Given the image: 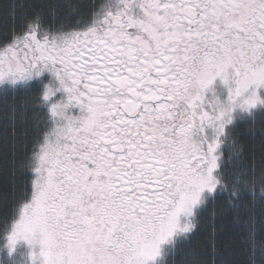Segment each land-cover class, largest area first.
I'll list each match as a JSON object with an SVG mask.
<instances>
[{"label": "snow or ice", "instance_id": "obj_1", "mask_svg": "<svg viewBox=\"0 0 264 264\" xmlns=\"http://www.w3.org/2000/svg\"><path fill=\"white\" fill-rule=\"evenodd\" d=\"M3 13L0 264H264V0Z\"/></svg>", "mask_w": 264, "mask_h": 264}, {"label": "trees", "instance_id": "obj_2", "mask_svg": "<svg viewBox=\"0 0 264 264\" xmlns=\"http://www.w3.org/2000/svg\"><path fill=\"white\" fill-rule=\"evenodd\" d=\"M0 2H2V0H0ZM11 23H12V19L7 13L0 14V24H2L4 26H10ZM5 194H6V190L3 186V184L0 183V195H5ZM178 259H179V257H178Z\"/></svg>", "mask_w": 264, "mask_h": 264}]
</instances>
